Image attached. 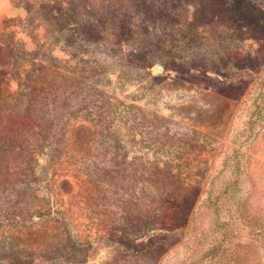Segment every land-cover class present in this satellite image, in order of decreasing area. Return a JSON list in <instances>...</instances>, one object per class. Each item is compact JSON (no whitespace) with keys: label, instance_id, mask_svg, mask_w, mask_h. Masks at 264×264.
<instances>
[{"label":"rangeland","instance_id":"1","mask_svg":"<svg viewBox=\"0 0 264 264\" xmlns=\"http://www.w3.org/2000/svg\"><path fill=\"white\" fill-rule=\"evenodd\" d=\"M262 80L264 0H0V264H264Z\"/></svg>","mask_w":264,"mask_h":264},{"label":"trees","instance_id":"2","mask_svg":"<svg viewBox=\"0 0 264 264\" xmlns=\"http://www.w3.org/2000/svg\"><path fill=\"white\" fill-rule=\"evenodd\" d=\"M259 85L261 87H259L260 89V92L255 100V103L253 104V107H252V110L250 112V119L247 120L246 124H245V127L243 128L242 131L238 132L232 139V143L235 144L237 143L238 139L241 138V143L243 142V140L245 141V139H247V137H245V132L249 131V132H252L253 128L257 125V123L261 122L262 120H264V80L260 81L259 82ZM85 109V113H86V116L89 117L90 114L92 115V113L90 111H88V108H83V110ZM80 109L77 111L79 112ZM76 112L73 110L72 111V114H75ZM86 117V118H87ZM235 157H233L234 159ZM224 166H225V162H224ZM240 168L239 167V163H236V169ZM233 191V192H236L239 190V187L237 185V182H233L232 184H227L225 185L224 189L222 190V192H220L218 195H216L214 198H210L208 199V202H207V206H213L214 208H219L218 206V196L220 194H226L228 191ZM212 191V190H211ZM211 191H209V195H211ZM215 211L217 212L218 210L215 209ZM193 218L190 219L188 225H187V231L190 227V224L192 223V220ZM181 231V230H180ZM182 232V231H181Z\"/></svg>","mask_w":264,"mask_h":264}]
</instances>
